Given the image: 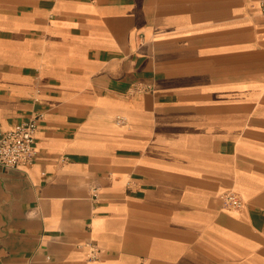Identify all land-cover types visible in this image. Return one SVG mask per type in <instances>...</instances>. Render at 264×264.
Instances as JSON below:
<instances>
[{
	"label": "crops",
	"instance_id": "1",
	"mask_svg": "<svg viewBox=\"0 0 264 264\" xmlns=\"http://www.w3.org/2000/svg\"><path fill=\"white\" fill-rule=\"evenodd\" d=\"M37 113L0 264H264L258 0H0V132Z\"/></svg>",
	"mask_w": 264,
	"mask_h": 264
},
{
	"label": "built area",
	"instance_id": "2",
	"mask_svg": "<svg viewBox=\"0 0 264 264\" xmlns=\"http://www.w3.org/2000/svg\"><path fill=\"white\" fill-rule=\"evenodd\" d=\"M258 2L264 17V0H258ZM43 118L42 113H37L13 129L0 132V166L17 170L34 163L37 156L36 133ZM124 121L123 118H118V122ZM221 198L227 208L240 209L244 207L242 198L234 192H225ZM100 253L101 250L96 245H90V259H97Z\"/></svg>",
	"mask_w": 264,
	"mask_h": 264
}]
</instances>
